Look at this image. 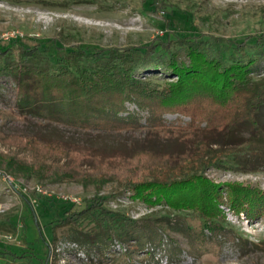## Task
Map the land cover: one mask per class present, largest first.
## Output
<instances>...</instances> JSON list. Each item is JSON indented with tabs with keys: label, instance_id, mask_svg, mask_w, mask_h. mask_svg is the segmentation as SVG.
I'll return each mask as SVG.
<instances>
[{
	"label": "trees",
	"instance_id": "16d2710c",
	"mask_svg": "<svg viewBox=\"0 0 264 264\" xmlns=\"http://www.w3.org/2000/svg\"><path fill=\"white\" fill-rule=\"evenodd\" d=\"M160 1L166 6L164 0H155ZM43 2L55 7L54 2ZM255 37L257 47H264V35ZM161 46V50L146 45L95 51L57 47L49 62L43 60L41 48H23L14 59L8 56L0 63V79L16 82L18 113L11 116L17 120L36 119L85 132L147 131L150 136L177 140L182 151L160 153L144 148L106 154L38 136L9 139L0 131L1 141L10 140L31 152L33 159L22 164L16 154L8 159L0 156V169L11 174L22 170L55 182L95 184L99 189L117 181L133 201L149 209L166 206L172 212L196 213L211 232L224 229L225 205L251 220L263 216L262 189L237 182L218 184L206 175L225 159L227 165L237 167L252 160L264 163L260 58L236 57L187 39ZM246 46L245 41L240 44ZM168 115H178V121H167ZM185 118L190 121L184 122ZM240 126L254 131L245 145L248 152L235 155L217 148ZM104 204L103 197H95L82 211L66 213L59 226L75 228V243L88 252L97 249L102 258L116 239L136 242L130 245L139 251L144 249L143 240L160 245L161 238L151 227ZM89 218L95 227L79 229ZM190 230L185 226L181 232ZM23 258H29L27 264H49L48 259L35 261L31 255L20 256L0 246V264H19Z\"/></svg>",
	"mask_w": 264,
	"mask_h": 264
},
{
	"label": "rangeland",
	"instance_id": "374dc122",
	"mask_svg": "<svg viewBox=\"0 0 264 264\" xmlns=\"http://www.w3.org/2000/svg\"><path fill=\"white\" fill-rule=\"evenodd\" d=\"M43 1L54 2L55 7ZM164 3L166 6L155 0H0V63H5L8 56L14 59L23 48H41L43 60L49 62L57 47L95 51L156 45L161 50L164 43L174 45L187 39L236 57H258L261 61L257 71L264 76V47L255 43V36L264 35V0ZM249 37L255 38L247 40ZM244 41L248 46L241 48ZM0 90V131L9 139L38 136L71 146L93 147L106 154L144 148L160 153L183 149L177 140L150 136L147 131L85 132L36 119L17 120L11 116L18 113L16 82L3 77ZM166 119L177 122L178 115ZM261 121L264 125V108ZM253 134L250 126L236 127L217 148L235 155L248 152L245 145ZM14 154L22 164L33 161L31 152L10 140H0V156L8 159ZM224 161L220 168L207 170L206 175L218 184H251L264 191L263 162L252 160L249 166L237 167ZM95 197L105 199L106 209L126 213L151 227L161 238L160 245L143 240L144 249L139 251L138 247L131 248L130 244L136 242L116 239L104 258L97 249L88 252L81 248L74 241L75 228L59 226L60 220L69 211H82ZM228 208L222 207L226 215L224 229L211 232L204 229L196 213L172 212L166 206L149 209L133 201L117 181L99 189L95 184L55 182L25 175L22 170L11 174L0 169V246L20 256L31 255L35 261L48 259L49 264H264V215L251 220ZM95 225L89 218L78 228L86 231ZM185 226L191 229L187 233L181 232ZM27 260L23 258L19 264H27Z\"/></svg>",
	"mask_w": 264,
	"mask_h": 264
}]
</instances>
